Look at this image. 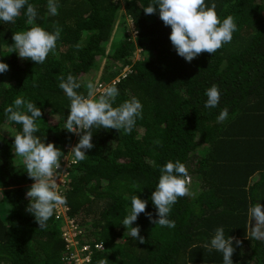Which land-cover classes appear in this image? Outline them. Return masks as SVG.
Wrapping results in <instances>:
<instances>
[{
	"label": "trees",
	"instance_id": "trees-1",
	"mask_svg": "<svg viewBox=\"0 0 264 264\" xmlns=\"http://www.w3.org/2000/svg\"><path fill=\"white\" fill-rule=\"evenodd\" d=\"M28 3L37 10L36 25L50 33L56 26L62 31L55 50L35 64L18 61L11 52L13 33L31 27L24 15L27 6L14 23L0 21V61L9 66L0 73V198L9 203L0 219V264H72L62 258V220L55 211L43 229L26 211L33 180L13 145L22 124L9 121L4 109L17 97L33 102L43 113L33 135L64 153V146H74L80 137L72 139L74 133L64 129L70 99L59 77L73 75L81 83L76 91L86 96L89 79L80 75L97 65L102 70L98 80L107 79L106 87L114 84L119 90L113 107L135 97L143 108L131 134L93 126L94 147L85 160L67 168L66 213L79 228V240L90 245L85 264L101 259L106 264H223L221 252L205 247L218 227L226 238L242 241H233V264H264V241L251 237L248 215L249 207L264 204V2L205 0L208 7L215 3L221 22L231 15L237 30L213 55L202 53L190 63L173 47L171 27L160 19L158 6L155 14L144 13L153 0H124L118 20L116 0H56L54 16L48 0ZM125 14L134 41L124 30ZM134 46L140 57L130 53ZM122 66H127L123 74L118 72ZM212 85L220 101L206 108ZM102 91L97 90V98ZM225 107L228 117L218 123ZM49 112L57 114V122H48ZM169 161L183 163L198 190L172 206L168 218L174 228L154 225L141 213L132 226L139 225L145 243L133 241L122 225L131 198L146 200V212L158 218L151 194Z\"/></svg>",
	"mask_w": 264,
	"mask_h": 264
},
{
	"label": "clouds",
	"instance_id": "clouds-1",
	"mask_svg": "<svg viewBox=\"0 0 264 264\" xmlns=\"http://www.w3.org/2000/svg\"><path fill=\"white\" fill-rule=\"evenodd\" d=\"M25 6H27L24 12L27 17L26 23L31 27L25 31L13 33L14 47L11 52L15 51L16 57L18 53L22 59L42 64L48 54L55 50L62 29L56 26L55 31L50 33L36 25L38 13L28 0H0V21L14 23ZM157 6L159 17L164 25L171 27L169 39L173 47L177 54L189 63L202 53L213 55L224 44L231 42L233 33L237 30L231 15L221 22L215 11V3L208 7L205 5V0H153V3L143 8V11L146 15L155 14ZM47 7L50 15H57L56 0H48ZM8 69V64L0 61V73H6ZM91 70L98 72V76L102 72L99 65ZM87 71L90 70L85 72ZM98 76L95 83L90 80L86 83V96L76 91L81 87V83L73 75L69 74L66 79L63 76L59 77V87L70 99V112L64 129L80 137L79 142L70 149L74 155L73 163L85 160L87 151L94 147L91 132L93 126L106 130L115 129L118 132L123 130L125 134H131L136 118H142L143 105L135 97L113 107L119 90L114 84L106 87L109 81L107 79L99 81ZM98 82L105 88L97 98L99 89L96 84ZM206 96L204 105L206 108L218 106L220 92L216 85L206 90ZM4 112L9 121L22 124V133L14 136L13 145L15 155L22 158L29 178L34 181L26 192V197L29 199L26 211L34 215L39 228H46L54 210L66 204V197L57 190L63 152L54 143L41 142L39 137L33 135L39 130L36 120L43 114L41 108L33 102L17 97L13 105L6 107ZM227 117L228 108L225 107L219 113L217 122L222 123ZM189 186L190 177L186 166L179 161L167 162L162 167L158 184L151 194V201L156 207L158 218H153L152 213L146 212V200L138 195L131 198V210L122 221V225L129 230L131 239L141 244L145 243L144 236L140 235L139 225L132 226L141 213L147 215L154 225L174 228L175 221L168 218L169 214L179 197L190 195ZM248 215L251 219V237L264 241V205L257 203L249 207ZM234 240L236 245L242 244V241L235 237L226 238L223 227H218L210 244L205 247L209 251L215 249L221 252L223 264H233ZM99 264H106V261L101 259Z\"/></svg>",
	"mask_w": 264,
	"mask_h": 264
},
{
	"label": "built area",
	"instance_id": "built-area-1",
	"mask_svg": "<svg viewBox=\"0 0 264 264\" xmlns=\"http://www.w3.org/2000/svg\"><path fill=\"white\" fill-rule=\"evenodd\" d=\"M101 83H97V89L103 88L100 86ZM100 86V87H99ZM72 145H67L64 146V153L61 158V167L62 170L59 173V179L57 181V190L58 192L64 196L63 194V189L65 186V181H66V174H67V168L73 163L74 156L71 154V149ZM67 206L62 205L59 206L57 209H55V216L61 218V216L65 217V220H67V223L63 226L61 230V237L63 239V243L65 246V251L62 256V258L66 260H70L72 264H85L90 257V245L82 242L78 238V233H79V228L74 222L73 218L70 217L67 213ZM68 216V217H67ZM62 220V219H61ZM64 224V223H63ZM93 247H101L100 243H94Z\"/></svg>",
	"mask_w": 264,
	"mask_h": 264
},
{
	"label": "rangeland",
	"instance_id": "rangeland-1",
	"mask_svg": "<svg viewBox=\"0 0 264 264\" xmlns=\"http://www.w3.org/2000/svg\"><path fill=\"white\" fill-rule=\"evenodd\" d=\"M263 2H264V0H262ZM116 2H117V5H118V7H117V9H116V11H117V20H118V14H120V10H123L124 9V0H116ZM124 23H125V26H124V30L125 31H128L129 32V30L132 32V34H131V39H132V41H134L133 40V37H134V31H133V28H132V24H131V22H130V18H129V14H125V16H124ZM111 44V39H108V42H107V47L109 46ZM130 53L132 54V56L134 57V58H137V57H140L141 55H140V48L139 47H137V46H135V47H132L131 49H130ZM19 59H21L20 57H19ZM120 59H118V62H120L119 61ZM116 63H117V61H116ZM121 63V62H120ZM120 63H119V65H120ZM118 65V64H117ZM100 67V66H99ZM113 68H116L115 66H113ZM127 68V66H122V67H120L119 69H118V72L119 73H124V71H125V69ZM81 77H83L84 79H89L90 81H92L93 83H95L96 82V78H97V76H98V72H96V71H93L92 72V70H90V71H87V72H85V71H83L82 72V75H80ZM103 88H101V89H99V90H102ZM47 120H48V122L49 123H55V122H57V120H58V116H57V114L56 113H54V112H49L48 114H47ZM74 136H75V134L73 135V138L72 139H74ZM71 141H73V140H71ZM62 166V165H61ZM61 179V178H60ZM60 179H58V180H60ZM57 180V181H58ZM31 184H33V183H31ZM189 190H192L191 189V179H190V186H189ZM195 190H196V188H195ZM190 192H192V191H190ZM0 193H1V186H0ZM8 208H9V203H7L6 202V200L4 199V198H0V219L3 221L4 220V218H5V214H6V212H7V210H8ZM68 217V216H67ZM71 217V216H70ZM73 218V217H72ZM61 219H62V222L60 221V224L59 225H61V228H64L63 226L67 223V220H65V217H63V216H61ZM64 223V224H63ZM64 229H66V228H64Z\"/></svg>",
	"mask_w": 264,
	"mask_h": 264
},
{
	"label": "crops",
	"instance_id": "crops-1",
	"mask_svg": "<svg viewBox=\"0 0 264 264\" xmlns=\"http://www.w3.org/2000/svg\"><path fill=\"white\" fill-rule=\"evenodd\" d=\"M8 55H9V54L7 53V54L4 55V57H6V56H8ZM17 59H18V60H21V59H19L18 53H17ZM32 183H34V181H32ZM195 188H196V190H195ZM191 189H192V190H191L192 192L198 190L197 186L194 185L193 180H192V182H191ZM263 205H264V204H263Z\"/></svg>",
	"mask_w": 264,
	"mask_h": 264
}]
</instances>
